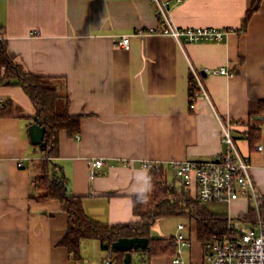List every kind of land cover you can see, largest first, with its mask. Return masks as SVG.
Returning a JSON list of instances; mask_svg holds the SVG:
<instances>
[{
  "label": "crops",
  "instance_id": "obj_1",
  "mask_svg": "<svg viewBox=\"0 0 264 264\" xmlns=\"http://www.w3.org/2000/svg\"><path fill=\"white\" fill-rule=\"evenodd\" d=\"M164 1L178 28L233 32L221 43L181 46L168 36L139 34L161 24L150 0H0V51L4 44L24 73L56 79L69 94V113L81 116L79 139L59 133L55 163L69 195L81 197L86 214L107 225L138 220L134 199L150 189L143 162L219 156V118L233 124L264 196V0L244 32L256 0ZM125 34L130 43L121 48ZM222 66L234 74L205 76L209 98H199L192 110L191 69ZM3 74L0 65V79ZM0 97L12 107L11 115L0 116V264H102L107 251L98 240L84 241L78 259L62 245L69 218L59 200L33 198L44 174L36 162L43 154L28 132L33 102L15 80L0 83ZM250 132L254 143L245 138ZM94 159L106 163L91 180ZM197 256L191 258L200 261L203 252ZM171 258L150 263L172 264Z\"/></svg>",
  "mask_w": 264,
  "mask_h": 264
},
{
  "label": "trees",
  "instance_id": "obj_2",
  "mask_svg": "<svg viewBox=\"0 0 264 264\" xmlns=\"http://www.w3.org/2000/svg\"><path fill=\"white\" fill-rule=\"evenodd\" d=\"M260 1L256 0L247 13L241 32L246 31L248 20L258 9ZM0 65L4 71L0 83L9 85L12 80H15L27 93L36 108V116L47 128L45 135L47 146L40 149L43 154L41 162L44 174L35 185L33 198L42 201L59 200L64 205L69 221L68 232L62 245L70 251L73 258L80 257L84 241L98 240L105 250H109L115 241L124 237L149 238L147 250L132 251V254L140 253L147 256L148 262L154 257H172L177 249L176 240L173 237L152 239L151 231L157 221L173 216L194 219L197 237L202 244L214 235L225 233L228 212L210 209L206 204L211 203H201L185 185L169 187L165 172H150L149 194L135 197L133 211L138 217L136 222L107 225L90 218L85 212L82 198L69 195L68 180L63 176L60 166L55 163L59 152V133L67 131L69 135L75 136L81 129V116L69 113V94L61 91L57 80L52 77L24 73L10 59L4 44L0 51ZM190 77L189 97L191 98L196 88L192 74ZM11 113V105L5 101V107L0 108V116L11 115ZM247 135L250 137V142L254 143L253 132ZM262 215H264V209ZM240 218L254 224L253 211ZM113 253L115 263L124 264L125 253L121 251H113Z\"/></svg>",
  "mask_w": 264,
  "mask_h": 264
},
{
  "label": "built area",
  "instance_id": "obj_3",
  "mask_svg": "<svg viewBox=\"0 0 264 264\" xmlns=\"http://www.w3.org/2000/svg\"><path fill=\"white\" fill-rule=\"evenodd\" d=\"M157 6V16L161 24L149 32L140 30L139 34H156L168 36L181 46L186 44L215 42L221 43L233 30L216 28H178L169 17L168 3L164 0H150ZM130 35H123L118 41L121 48L128 47ZM222 76H232L234 72L227 67L205 70ZM191 74L196 88L190 98V108L201 97L209 98L204 84L202 71L192 68ZM5 107V100L0 97V108ZM222 132L223 152L210 160L185 162H155L145 161L141 165L149 172H165L166 183L169 187L185 185L201 203L225 205L228 208L239 199L249 200L256 205L254 209V224L251 221L234 217L228 212L227 228L224 234L214 235L202 244L203 256L198 264H264V196L258 189L252 175V166L249 157L245 156L234 136L233 124L219 118ZM79 139V135L74 136ZM245 138L250 140L249 135ZM256 150L263 151L258 145ZM103 159L90 160V179L97 176V171L105 165ZM179 232L174 239L177 242L176 253L172 256V264H192L184 255V250L191 247L184 226H178ZM102 264H116L112 246Z\"/></svg>",
  "mask_w": 264,
  "mask_h": 264
},
{
  "label": "rangeland",
  "instance_id": "obj_4",
  "mask_svg": "<svg viewBox=\"0 0 264 264\" xmlns=\"http://www.w3.org/2000/svg\"><path fill=\"white\" fill-rule=\"evenodd\" d=\"M189 104H190V97H189ZM36 162L37 164H41V160H36ZM239 202H242V203L238 204L237 206L236 205L234 206V204L236 203L235 201L234 203H232L231 208H230V213L236 218L246 215L250 213L251 211H254V209L256 208V205L254 203H251L249 200L243 201L242 199H240ZM206 206H208L210 209L215 210V211H219V212L224 211L226 213L229 212V208L225 205L211 203V204H206ZM180 224L184 226V231L187 234L189 243L191 244V247H187L184 250L185 258L192 264H198L200 263L201 260L194 261L191 257L196 258V251H197L198 256L200 255V253L202 254L203 246L196 238V225H195L196 223L194 219L190 217L173 216V217L165 218L163 220H159L156 222V224L154 225L151 231V238L152 239H163V238H169V237L174 238L177 236L179 232L178 226ZM135 255L136 256H134L132 264H151L150 262H148L147 256H144L143 254H140V253L135 254ZM161 262H163V264H169V261L166 259H163V261Z\"/></svg>",
  "mask_w": 264,
  "mask_h": 264
},
{
  "label": "water",
  "instance_id": "obj_5",
  "mask_svg": "<svg viewBox=\"0 0 264 264\" xmlns=\"http://www.w3.org/2000/svg\"><path fill=\"white\" fill-rule=\"evenodd\" d=\"M203 76H207L205 70L202 71ZM33 124L29 127V136L34 146H39L40 149H44L47 146L45 141V135L47 132L46 126H44L39 120L38 116H34ZM150 240L146 237H133V238H120L112 244L114 251H121L125 253L124 264H132L133 254L132 251L147 250Z\"/></svg>",
  "mask_w": 264,
  "mask_h": 264
}]
</instances>
